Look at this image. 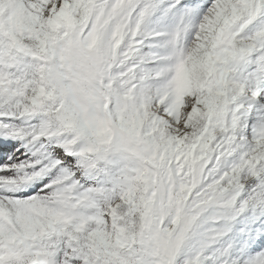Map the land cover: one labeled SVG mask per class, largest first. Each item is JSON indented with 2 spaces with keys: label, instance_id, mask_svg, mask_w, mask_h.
I'll list each match as a JSON object with an SVG mask.
<instances>
[{
  "label": "snow or ice",
  "instance_id": "obj_1",
  "mask_svg": "<svg viewBox=\"0 0 264 264\" xmlns=\"http://www.w3.org/2000/svg\"><path fill=\"white\" fill-rule=\"evenodd\" d=\"M0 264H264V0H0Z\"/></svg>",
  "mask_w": 264,
  "mask_h": 264
}]
</instances>
